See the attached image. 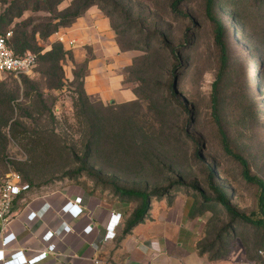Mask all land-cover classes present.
I'll return each mask as SVG.
<instances>
[{
    "label": "rangeland",
    "instance_id": "374dc122",
    "mask_svg": "<svg viewBox=\"0 0 264 264\" xmlns=\"http://www.w3.org/2000/svg\"><path fill=\"white\" fill-rule=\"evenodd\" d=\"M71 1L65 0L59 9ZM174 1L96 0L89 8L103 18L100 30L106 28L109 43L117 47L108 57L121 56L128 66L140 58L136 68L148 57L150 64L138 73L122 69L130 87L124 101L112 96L86 109L76 105L84 89L81 77L91 72L82 63L94 54L92 47L83 46L87 58L79 61L80 42L74 46L62 37L73 24L44 40L37 36L38 48L31 52L39 60L31 70L0 72V101L10 99L13 107L0 106V123L9 119L0 171L12 167L27 173L40 192L71 193L82 186L102 199L124 200L132 212L142 206L143 197L122 189L146 193V217H164L169 209L166 215L175 221L200 217L199 248L210 260L264 264V222L258 227L241 217L264 219L259 188L244 178L240 162L225 151L212 102L216 84L230 148L248 160L253 175L264 179V0H215L214 14L224 25L229 53L224 66L215 45V25L207 14L208 0H177L175 10ZM30 7L7 31L22 20L34 24L50 16ZM5 8L0 4V13ZM12 11L17 14V9ZM136 77H143L144 83ZM137 89L150 98L137 100ZM172 90L183 106L175 103ZM125 115L140 122L151 115L156 121L154 138L130 139L136 143L137 158L131 149L116 151L93 136L99 117ZM14 122L21 124L18 138L11 134ZM221 195L237 215L221 204Z\"/></svg>",
    "mask_w": 264,
    "mask_h": 264
},
{
    "label": "crops",
    "instance_id": "0c3cea01",
    "mask_svg": "<svg viewBox=\"0 0 264 264\" xmlns=\"http://www.w3.org/2000/svg\"><path fill=\"white\" fill-rule=\"evenodd\" d=\"M104 26L103 18L89 9L85 16L63 32L62 37L74 41V46L80 42L79 61L87 58L83 46L93 49L94 55L88 62L91 72L85 78L91 100L104 101L115 96L124 101L125 89L129 93L130 87L124 83L122 69L129 62L120 60L121 56L119 59L108 57L117 47L109 43L110 32L105 31L106 28L100 30ZM112 66L121 72H113ZM79 195L83 197L84 212L71 219L61 207L66 200ZM126 204L124 200L102 199L82 186H77L71 193L59 189L37 191L30 194L26 202L17 204L21 211L15 220L2 228L0 226V249L2 238L15 233V239L5 248L4 254L7 256L10 251L21 250L31 258L46 250L49 242L43 240V235L52 230L55 233L52 241L57 248L36 264H234L231 260L226 263L210 260L206 253H201L199 243L203 224L200 225V217L175 221L166 215H169V209L164 217H154L150 213V217L143 215L136 220V211L132 212ZM30 211L38 213L33 221L27 220ZM112 213H121V221L115 237L106 240L105 226ZM66 224H70L73 230L66 232ZM89 224L94 228L85 233L84 228Z\"/></svg>",
    "mask_w": 264,
    "mask_h": 264
},
{
    "label": "trees",
    "instance_id": "16d2710c",
    "mask_svg": "<svg viewBox=\"0 0 264 264\" xmlns=\"http://www.w3.org/2000/svg\"><path fill=\"white\" fill-rule=\"evenodd\" d=\"M65 0H0V4H5L6 8L4 11L0 13V35L5 34L7 32V27L13 23L14 19L17 17H21L23 13L31 8L30 6L33 4L35 10H45L50 14L49 17L43 19L42 22L34 23L33 20H22L21 22H18L14 25V29L12 30V37L9 40V45L15 52L17 56L24 55L27 51H33L36 50L38 47V38L44 40L48 37H50L53 33L59 31L62 27H69L72 24H74L84 13L89 10V8L96 3V0H72L69 5H67L63 9H59V6L64 2ZM178 1H174L172 3L174 10L176 9V3ZM214 2L215 0H208V6H207V14L208 17L214 22L215 25V45L218 51L219 59L221 61V64L224 66L227 64L228 60V46L225 38V28L223 23L215 16L214 14ZM17 9V14L12 15V10ZM37 36H39L37 38ZM164 43L166 44V47L175 54L174 48L169 44L167 39L164 37ZM63 50V49H62ZM35 53V52H34ZM68 52L62 51V55L67 54ZM37 54V53H36ZM38 55V54H37ZM49 57H51L52 52L50 51L47 53ZM47 56V57H48ZM44 58V55L43 57ZM178 58V57H176ZM142 63L139 65L138 68H136L137 63L140 64V58L135 59L133 64L130 66H126V70H132L134 73H138L141 67L148 66L149 60L147 56H144L141 58ZM39 60V56H38ZM59 60V58H58ZM38 62V61H37ZM89 60L86 59L82 65L84 67L88 66ZM12 74V73H9ZM127 74V73H126ZM88 74H85L81 77L82 79V85H83V91L81 95V101H79V104L76 103L77 106L86 109L87 104L94 105L96 102H92L89 98L88 93L85 90L84 84H85V78ZM125 75V74H124ZM125 80V78H124ZM137 81L144 83V79L136 77ZM173 85L170 87L172 88ZM217 91H216V84L214 85V90L212 93V102H213V115H214V121L217 125L220 134L222 136L223 146L225 148V151L233 156L236 160L240 162L243 169V176L247 181H250L252 183H255L259 188V195H258V202H259V208L261 212L264 214V179L253 175L251 173V168L248 160L242 156L239 153L234 152L229 145V138L226 133V130L224 129V125L220 116V109H218V98H217ZM172 97L175 99V103L177 105H182L183 103L177 98L176 93L172 90L171 91ZM136 99L141 100L142 99H148L150 98L149 95H147L144 91L138 90L136 91ZM138 96H141L140 98ZM135 99V100H136ZM5 103L9 109H13L11 105L10 99L7 101H0V106H5ZM128 103V102H127ZM152 104V103H150ZM126 105V104H124ZM151 106V105H150ZM150 108L153 109V106ZM156 113L157 110H154ZM152 113H154L152 111ZM9 119L4 120V122L0 123V154H3L7 149V134L5 131V128L8 126ZM101 122L97 124V126H94V139L97 143H100L102 140H106L110 145H112V148L116 151H127L131 149V152L136 156V143L133 144L130 139L136 138L139 135H143L147 139L154 138L157 134V127L156 121L154 120L153 116L150 115L148 119H145V121L140 122L139 120H136L133 116L125 115L121 117H99V121ZM20 122H14L11 124V134L13 137L18 138L20 134H22V131L18 128L20 127ZM128 139L129 143L125 145L124 140ZM38 144H34V149H38ZM41 147V145H40ZM90 148V146H88ZM135 150V151H133ZM135 152V153H134ZM15 169V168H14ZM17 172L20 173L23 181L28 182L32 186V191L36 192L39 191L41 187H38L35 185L30 179L29 175L27 173L21 174L18 169H15ZM122 193L129 194V195H140L143 197V204L142 206L135 212V219L139 220L143 215L144 210L148 206V197L149 195L146 193H141L133 189H122ZM219 200L221 204H224L232 213L237 215L238 213L235 212L233 208L230 207L228 204V201L224 195L219 196ZM241 217L260 227L261 224L263 225L264 219L256 218V217H250L246 215H241ZM135 220V221H136ZM201 253H204L203 251Z\"/></svg>",
    "mask_w": 264,
    "mask_h": 264
},
{
    "label": "built area",
    "instance_id": "2783aa9c",
    "mask_svg": "<svg viewBox=\"0 0 264 264\" xmlns=\"http://www.w3.org/2000/svg\"><path fill=\"white\" fill-rule=\"evenodd\" d=\"M12 37V31L9 30L5 34L0 35V72L4 73H22L31 70L38 61V55L34 52L27 51L24 55L17 56L9 45V40ZM74 44V41H70ZM30 183L23 181L19 172L14 168L9 167L6 170L0 171V226L1 228L15 220L21 209L17 204L27 201L32 191ZM37 193V191H36ZM83 197L76 196L74 199H68L62 205L61 211L71 219L78 218L83 214L82 207ZM28 206V203L26 204ZM38 216L36 211H30L27 215V220L33 221ZM121 221V213H112L108 223L105 226L104 238L106 240L113 239L116 235V229ZM94 226L87 225L84 228L85 233H90ZM66 232L73 230L70 224L64 226ZM54 232L48 230L43 235V240L49 242L45 251L28 258L23 251L13 250L6 256L5 248L15 239V233H9L1 240L2 248L0 249V264H36L45 259L48 254L54 252L57 248L56 243L52 241ZM66 264V263H63Z\"/></svg>",
    "mask_w": 264,
    "mask_h": 264
}]
</instances>
